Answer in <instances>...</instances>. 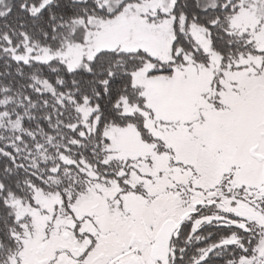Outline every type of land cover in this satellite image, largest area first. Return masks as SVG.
Listing matches in <instances>:
<instances>
[{
    "label": "snow or ice",
    "instance_id": "6c2138e0",
    "mask_svg": "<svg viewBox=\"0 0 264 264\" xmlns=\"http://www.w3.org/2000/svg\"><path fill=\"white\" fill-rule=\"evenodd\" d=\"M0 264H264V0H0Z\"/></svg>",
    "mask_w": 264,
    "mask_h": 264
}]
</instances>
